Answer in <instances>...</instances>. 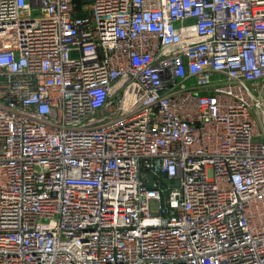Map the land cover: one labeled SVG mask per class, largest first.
<instances>
[{
    "label": "built area",
    "instance_id": "1",
    "mask_svg": "<svg viewBox=\"0 0 264 264\" xmlns=\"http://www.w3.org/2000/svg\"><path fill=\"white\" fill-rule=\"evenodd\" d=\"M0 264H264V0H0Z\"/></svg>",
    "mask_w": 264,
    "mask_h": 264
},
{
    "label": "water",
    "instance_id": "2",
    "mask_svg": "<svg viewBox=\"0 0 264 264\" xmlns=\"http://www.w3.org/2000/svg\"><path fill=\"white\" fill-rule=\"evenodd\" d=\"M149 185H151V182L149 183Z\"/></svg>",
    "mask_w": 264,
    "mask_h": 264
}]
</instances>
